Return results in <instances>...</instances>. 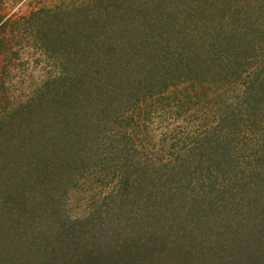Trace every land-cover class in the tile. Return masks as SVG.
<instances>
[{
    "label": "rangeland",
    "instance_id": "374dc122",
    "mask_svg": "<svg viewBox=\"0 0 264 264\" xmlns=\"http://www.w3.org/2000/svg\"><path fill=\"white\" fill-rule=\"evenodd\" d=\"M61 1L0 3L24 29L32 11L55 10ZM88 1L94 24L110 40L107 50L69 62L64 43L42 47L26 27L0 56V74L23 77L4 95L0 88L5 142L12 145L11 154L4 151L0 186L15 182V191L31 195L26 204L0 200L2 210L22 213L14 225H1L19 227L12 247L37 256L40 248H62L64 240L74 246L76 235H109L187 256L180 260L189 264H264V0ZM60 19L49 16L52 32ZM122 44L150 62L142 70L129 66L130 79L110 80L118 89L108 99L113 113L105 134L88 145L74 135L62 149L44 140L46 149L30 144L21 160L26 168L17 172L12 132L23 125L10 115L16 104H24L26 123L49 107L48 99L61 104L67 96L56 92L67 88L61 78L73 76L74 64L106 73L99 81L120 75V62L107 58L109 46L116 52ZM158 59L169 61V69L151 68ZM73 103L86 106L76 97Z\"/></svg>",
    "mask_w": 264,
    "mask_h": 264
},
{
    "label": "trees",
    "instance_id": "16d2710c",
    "mask_svg": "<svg viewBox=\"0 0 264 264\" xmlns=\"http://www.w3.org/2000/svg\"><path fill=\"white\" fill-rule=\"evenodd\" d=\"M12 1L15 3L18 0ZM87 2L90 3L88 0H62L61 4H58V7L56 6L57 8L55 7V10H48L45 7H41L32 11L27 17L28 21L26 27L29 28V32L38 36L37 39L40 41L39 43L42 47H47L50 43L54 44L57 39H59L67 47L63 51L65 55L63 58H67V61L70 62L71 56L75 58V60L81 61L84 57L88 58V54L96 49V52H101L100 48H105L107 50L108 46L105 41L110 42L109 38L98 30L99 26L94 24L96 20L93 21L91 15H89L92 11L89 7H91L92 4L90 3L91 5H88ZM1 9L0 3V56L5 53L10 40L16 41V38H19L22 29L19 27L17 18L13 20L10 16H5ZM50 11L53 12L48 13ZM66 13L68 18L64 19L63 17ZM49 16L55 18V20L61 18L59 22L54 24L53 32L50 29L51 27H49V25L47 26ZM23 18L25 19L26 17L23 16ZM10 22H13L12 25L9 24ZM7 25L10 26L7 27ZM6 27L7 30L10 29L9 35L6 34ZM26 27H24V29ZM24 31L26 32L27 30ZM109 47L110 52L108 55L110 57H108L107 60L114 59L112 61L118 62V64L120 62L121 65L116 67V70L121 73L120 75L110 76L99 81V75L104 76L106 73H96L94 70H92L93 73H88V70L91 71L90 66L74 64L73 76L70 78H61L67 82V88L62 89L61 95L59 92H56V95H59L62 99L64 98L62 97L63 94L67 96L66 99L60 102L61 104L53 103L48 99L46 105H49V107H43L41 114H39L40 111L38 112V117L35 115L33 120L31 118V123H26V117L28 118L29 116L25 114V109L21 110V106H24V104H21L22 102L16 104V107L13 109L14 112L10 115L14 114L13 116L17 117L21 121L20 124L23 125V130L16 128L15 131L13 130L14 132H12L15 141V146H13V148H16L14 155L18 159L16 161L17 172H21L26 168V165L22 164L24 160H21L27 157L28 150H26V148H28L30 144L33 145L37 143L46 149L41 142L44 140L46 143L52 145L51 149H56L58 146L62 149L60 144L66 145L74 135L77 136V139H85L83 144L88 145L93 144V142L98 139V134H105V126L107 125L105 118H107V115L113 113L110 109L111 106L108 99H110L116 89H118L117 86H114V82L112 83L110 80L120 81L121 79H130V76H126L124 73L126 70L128 71L129 66H135L138 70H142L145 63L150 62L141 57L139 53L134 52L136 50L132 49V51L129 52L124 44L117 46L118 49L116 52L111 46ZM131 55L132 59H129ZM175 59L178 60L177 57ZM158 60V62L156 60L155 62L151 61V64H149L151 68L169 69V61L164 59ZM192 60L193 58L185 62L184 68L191 67ZM180 61V59L176 61V64ZM105 63L106 66L109 64L111 65L108 66V68L113 66L109 61L105 60ZM174 67H176V65ZM6 70L7 68L5 71ZM55 79L53 80L56 81ZM131 79H135V77ZM12 81L21 83L23 77L21 76V78L14 79L12 76L0 74L1 95H4V91L8 90L9 85L15 83H12ZM49 82L52 81L49 80ZM55 83L57 84L58 80ZM80 83L83 84L81 85ZM118 84L119 83H117V85ZM46 85V80L41 82L40 87L38 86L36 88L35 94L40 95L41 87ZM60 85L61 84H59V86ZM122 93L123 90L121 89V94ZM75 97L80 101L86 102V106H84V108L81 106L79 109V104L76 105L73 103ZM35 98L39 101L41 96H35L31 99L35 101ZM104 100L108 102L103 104ZM76 107L78 108V113L73 111ZM8 118L12 117L9 116ZM44 118L49 122H44ZM6 121L7 119L0 114V166L3 170L7 168L4 160L7 155L4 154V151L7 152V154H11L12 150V145L5 142L6 135L4 131L6 129ZM44 126L48 127V133L45 131ZM10 127L13 129L12 124ZM67 127L70 128L69 132H67ZM39 136L53 138L55 141H46L44 138L40 139ZM19 181L22 182L21 180ZM14 183L11 185L4 182V184L0 186V200H10L9 203L23 201V204H26L28 202L27 199L30 200L31 198L30 192H25L26 189H24L25 193L20 189L15 191L16 188ZM23 193L27 194L25 197L23 196L24 198L21 200V195ZM2 202L4 203V201ZM23 204L21 207L24 206ZM21 215L22 213H20V210H2L0 207V264H189L188 261L183 262L180 260L188 259L187 256L183 258L181 256L174 257L168 251H161L148 246L145 241L140 242L137 239L132 238L130 240L125 237H122L121 240H117L115 237L109 235H96L90 237L88 240L83 236L78 237V235H76L78 241L76 243L73 242L74 246L72 247L66 246L69 245V242L67 243L62 239L63 244H65L62 248L55 249V247L51 246V249H45L46 247H44L40 248L37 256H32L33 254L26 255V250L22 248L16 249L11 245L13 236L16 234L19 227H14L12 230L1 228V225H3L2 227L7 226L9 220L11 225H14L19 218H22ZM62 226H64V224H62ZM15 228L17 229L15 230ZM59 229L60 228H58V230ZM58 233L57 231V234ZM58 240L59 238L56 237V240L53 242L58 243ZM5 241H7L6 246L3 244ZM56 243L54 244L56 245ZM39 247H41V245ZM210 261H212V259Z\"/></svg>",
    "mask_w": 264,
    "mask_h": 264
}]
</instances>
